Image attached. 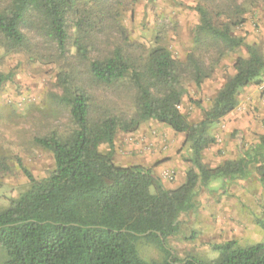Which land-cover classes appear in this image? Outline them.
I'll list each match as a JSON object with an SVG mask.
<instances>
[{
    "label": "trees",
    "instance_id": "trees-1",
    "mask_svg": "<svg viewBox=\"0 0 264 264\" xmlns=\"http://www.w3.org/2000/svg\"><path fill=\"white\" fill-rule=\"evenodd\" d=\"M215 1L195 6L194 45L179 59L163 45L142 47L130 40L122 25L124 0H0V45L63 65L59 103L71 123L67 133L36 138L53 153L54 168L39 179L22 166L28 186L0 210V248L6 255L0 264H264V241L215 243L218 255L210 259H179L168 245L200 186L243 178L252 170L264 187V134L243 157L216 167L203 161L204 151L216 143L213 125L236 109L244 87L264 76L260 48L233 33L242 22L239 6L225 2L237 0L222 2L224 12L212 10ZM223 13L228 20L220 22ZM241 47L248 55L235 59V73L202 109L203 119L191 123L180 108L185 83L201 87L224 56ZM12 78L0 63V88ZM95 90L126 94L134 112ZM149 120L185 134L189 143L192 166L176 188L166 187L150 166L114 160L117 133L134 132ZM105 144L109 151H102ZM255 220L264 230V208ZM141 244L158 248L161 258H144Z\"/></svg>",
    "mask_w": 264,
    "mask_h": 264
},
{
    "label": "rangeland",
    "instance_id": "rangeland-1",
    "mask_svg": "<svg viewBox=\"0 0 264 264\" xmlns=\"http://www.w3.org/2000/svg\"><path fill=\"white\" fill-rule=\"evenodd\" d=\"M203 0H124L121 7L122 25L132 42L151 47L163 45L179 59H185L193 48L194 29L199 22L195 6ZM222 2L216 0L213 11H220ZM230 8L237 7L241 23L233 28L236 36L244 37L247 43L257 45L264 54V2L237 0L225 2ZM239 3V4H238ZM224 12V11H220ZM241 12V13H240ZM221 15V14H220ZM223 13L219 21H227ZM208 58L214 59L215 51ZM244 47L226 56L216 66L212 78L201 87L185 83L186 94L181 110L191 123L203 119V108L211 106L218 89L235 73L234 62L238 56H247ZM0 63L3 72H11L13 78L0 88V210L7 207L28 186V178L22 166L29 169L36 178L48 176L54 168L53 153L37 144L36 138L55 130L66 133L70 130L69 113L59 103L62 88L58 84V73L63 68L59 62L48 60L27 51H11L0 45ZM62 63V62H61ZM264 76L254 86L260 95L257 102L250 94L239 95V103L232 114L211 128L216 143L203 153V161L216 167L225 160L238 159L260 142L264 134ZM132 114L133 101L126 94L115 97L110 92L96 91ZM262 94V95H261ZM234 121V123H232ZM162 139L163 151L169 157L159 176L168 188L178 184L177 165L187 163L186 171L192 166L191 151L186 136L156 120L143 123L134 132L120 131L115 139L114 160L119 165L137 164L127 160V151L136 154L148 143ZM153 146V145H152ZM109 151L108 145L101 147ZM154 151L151 155H154ZM165 173H169L166 177ZM158 175V174H157ZM198 196L185 207L180 215L179 232L168 239L174 255L184 259L189 255L199 258H215L218 253L213 245L229 239L242 244L264 241V230L256 223L264 208V187L256 173L249 171L243 178H218L200 186ZM141 254L148 260L160 259L162 253L153 246L141 244ZM0 248V263L5 259Z\"/></svg>",
    "mask_w": 264,
    "mask_h": 264
},
{
    "label": "crops",
    "instance_id": "crops-1",
    "mask_svg": "<svg viewBox=\"0 0 264 264\" xmlns=\"http://www.w3.org/2000/svg\"><path fill=\"white\" fill-rule=\"evenodd\" d=\"M243 89H244V92L242 93L241 97L243 95L250 94V96L254 98V103L259 100L260 95L256 94L254 86L249 85V86L244 87ZM231 114L232 115L230 119L233 120V118L236 116V113L233 111ZM232 123H234V121ZM163 143L164 141H162V139L159 138L153 143H148V145L142 148V150H139V152L136 150L135 151L136 154L134 155H132L134 152L130 153L129 151H127L126 159L129 160L132 158V161H134L137 164H143L146 166H150L153 168L154 172L159 175L160 172L162 171V168L166 166V161L160 164H158V162L168 158L170 155L166 151L162 150ZM154 151H156L154 155H151ZM176 165H177L176 169L178 170V173H177L178 182L177 183L183 184L186 180L185 169L183 170V168H186L187 163L184 162L183 167L180 164H176Z\"/></svg>",
    "mask_w": 264,
    "mask_h": 264
},
{
    "label": "built area",
    "instance_id": "built-area-1",
    "mask_svg": "<svg viewBox=\"0 0 264 264\" xmlns=\"http://www.w3.org/2000/svg\"><path fill=\"white\" fill-rule=\"evenodd\" d=\"M262 87H264V83H263ZM165 176L168 177L169 173H165Z\"/></svg>",
    "mask_w": 264,
    "mask_h": 264
}]
</instances>
